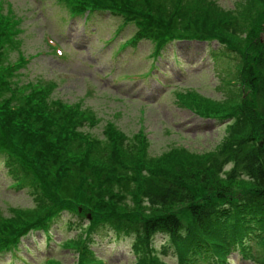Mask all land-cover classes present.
<instances>
[{
  "label": "trees",
  "instance_id": "16d2710c",
  "mask_svg": "<svg viewBox=\"0 0 264 264\" xmlns=\"http://www.w3.org/2000/svg\"><path fill=\"white\" fill-rule=\"evenodd\" d=\"M66 2L70 13H79L85 8L107 9L121 14L123 23H133L134 31L120 48L128 43L135 46L140 40L151 43L147 58L153 60L149 61V69L139 75L150 74L156 67L154 58L161 54L167 41L215 39L218 50L207 46L212 50L211 60L214 64L231 61L227 68L233 63L235 69L233 75L227 74L234 81L227 84L224 80V84L231 88L245 80L248 93L231 97L234 105L223 113L198 112L201 116H212L228 123L220 146L212 155L198 160V167L192 169V175L184 176L179 170L173 171L177 166L174 156L177 153H172L166 159L170 162L166 170L173 173L157 180L148 179L143 186L141 173L151 172L147 169L151 165L150 157L135 150L127 152L122 130L109 123L104 130L105 140L91 136L80 128L87 118L82 119L83 123L76 121L80 114L77 105L49 97L53 88L51 82L43 90H31L28 106L16 107L6 114L3 124L0 121V156L8 163L21 156L19 149L27 151L36 165H42L60 181L58 196L60 200L65 197V200L33 209L15 208L13 216L8 217L0 213V253L10 248L15 250L20 236L29 230L38 229L48 240L52 228L59 227L58 223L64 219L68 226L81 229L74 237L61 240L63 248L76 253L69 264H105L93 249L96 232L101 239L110 233L111 239L118 242L124 236L129 237L131 252H135V264H167L157 253L155 240L158 236H164L165 244L178 254L176 261L169 264H226L228 254L234 252L244 258L253 256L255 264H264V8L261 14H252L251 11L247 27L245 25L242 32L237 27L243 21L235 18L229 23L219 21L220 31L211 33L194 23L202 25L207 19L201 4L193 8L182 0ZM247 6H251V2L245 1L241 12H245ZM198 12L200 16L196 14ZM1 52L0 47V55ZM123 76L127 74L120 75V78ZM5 86L7 88L6 71L2 66L0 102L8 101L4 97ZM178 93L187 103L225 102L204 97L194 88L176 90L175 94ZM3 128H7L8 133ZM13 133L20 134V147L7 140V136L12 137ZM141 144H144L142 139ZM54 146L62 152L55 154ZM73 146L79 153L68 150ZM93 151L101 157L110 152L108 162L100 158L105 164L97 167L88 156ZM15 160L18 164L10 167V173L24 166ZM25 168L23 171L29 172L28 169L33 167L27 165ZM237 178L248 182L250 189L233 188ZM25 181L26 178H17L9 183V187H19ZM146 201L155 207L148 209L144 205ZM183 208L185 211L181 213ZM96 211L98 216L94 215ZM87 214H90L89 218ZM85 222L88 225L83 226ZM101 229L108 230V233ZM251 242L257 247L253 255H249ZM181 244L186 251L181 249ZM36 258L33 256L34 261ZM44 261L65 264L52 256H46Z\"/></svg>",
  "mask_w": 264,
  "mask_h": 264
},
{
  "label": "rangeland",
  "instance_id": "374dc122",
  "mask_svg": "<svg viewBox=\"0 0 264 264\" xmlns=\"http://www.w3.org/2000/svg\"><path fill=\"white\" fill-rule=\"evenodd\" d=\"M182 1L184 4L189 3L193 8L201 4V10L207 19L202 21V25L194 23L198 24L201 30L211 33L220 31L219 21L225 20L229 23L235 18L243 21L237 27L242 32L245 25L247 27L246 21L251 11L252 14H261L264 8V0H245L251 2L245 12L240 10L245 2L241 0ZM65 12V8L54 0H0V68L3 66L6 71L7 88L5 86L4 97L8 100L0 102L1 123L3 124L6 114L16 107L28 106L27 98L31 90H43L48 87L46 84L51 82L53 88L49 97L54 101L60 99L77 105L80 111L76 116L78 124L83 123V118H87L80 126L84 132L105 140V127L111 123L122 130L127 152L135 150L150 157L151 165L147 169L151 172L141 173V185L146 186L148 179L157 180L173 173L166 170L170 167V162L166 159L172 153H177L174 155L177 166L173 171L179 170L184 176L192 175V169L198 167V160L212 155L217 150L216 147L220 146L228 123L218 121L212 116L203 118L197 114L223 113L233 107L234 99H230L231 97L248 93L245 80L231 88L224 84V80H227V84L234 81L227 75H233L235 72L233 63L229 69L227 64L231 61L223 60L213 65L211 52L218 49L214 42L210 44L212 50L207 49V44L202 42H174L175 44H168L162 51L161 57L156 61L157 70H154V74L140 76L137 74L147 66L146 54L150 47L148 42L141 40L135 46L128 44L112 54V49L135 29L133 23L125 24L121 32H118L122 22L119 15L97 13L84 25L81 18L68 17L62 22L60 14L65 15ZM196 14L200 16V12ZM109 36H114L110 42L102 40ZM54 44L57 45L56 55L62 51V55L66 53L67 58L43 52L49 49L48 45ZM41 52L43 53L38 55ZM124 73L130 77L119 79L118 75ZM186 88H194L204 97L206 95L225 102L187 103L179 93H174ZM3 130L8 133L7 128ZM113 130L115 129H111L112 133ZM11 136L13 138L7 136V140L20 147V134L13 133ZM141 139L144 144H141ZM69 149L73 154L79 153L74 146L68 147ZM18 151L21 156L14 157L22 162V168L26 169L27 165L33 168L25 172L19 166L15 173H10V167L18 162L13 158L14 160H10L5 166L3 158L0 157L1 215L13 216L12 210L15 208L33 209L55 201L64 202L65 197L60 200L57 191L61 189L60 181L51 176L42 165H36L27 151ZM54 152L59 154L62 151L54 146ZM109 154L110 152L101 157L98 152L93 151L88 156L99 167L108 162ZM17 178H26V181L19 187H9V183ZM233 185V188L239 190L250 189L248 182L239 178L235 179ZM144 205L148 209L155 207L148 201L144 202ZM157 211L159 212V209ZM184 211L185 208L181 213ZM94 215L98 216L99 212L96 211ZM87 217L89 218L90 214H87ZM61 221L57 231H52L51 242L45 244L44 237L35 232L34 239L38 241L36 248L30 233L23 237L20 249L16 250V259L5 253L0 259V264H10L12 259L13 264H28L32 257L25 252L23 245L33 249V254H46L60 259L65 264L71 263L76 253L63 248L60 243L62 239L80 233L81 229L66 225L63 219ZM86 225L88 222L83 226ZM110 239V233L103 239L98 238L97 232L95 233L93 249L96 255L107 264H135L131 239L125 236L119 242ZM164 240V236H158L155 240L159 259L172 262L175 254L172 248L167 246H164L166 249L163 252ZM181 249H184L183 244ZM255 250L251 252L254 253ZM249 261L244 264H251ZM31 264L51 263H46L38 256L37 261ZM231 264H240V261L233 256Z\"/></svg>",
  "mask_w": 264,
  "mask_h": 264
},
{
  "label": "clouds",
  "instance_id": "9594fccd",
  "mask_svg": "<svg viewBox=\"0 0 264 264\" xmlns=\"http://www.w3.org/2000/svg\"><path fill=\"white\" fill-rule=\"evenodd\" d=\"M181 234H183V233H181Z\"/></svg>",
  "mask_w": 264,
  "mask_h": 264
}]
</instances>
